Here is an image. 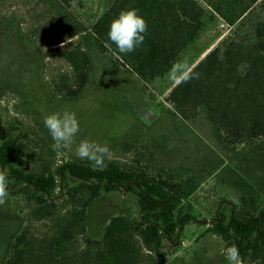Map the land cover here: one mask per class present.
Listing matches in <instances>:
<instances>
[{"label":"rangeland","instance_id":"obj_1","mask_svg":"<svg viewBox=\"0 0 264 264\" xmlns=\"http://www.w3.org/2000/svg\"><path fill=\"white\" fill-rule=\"evenodd\" d=\"M53 1L0 0V141L6 133L23 140L24 162L19 168L25 172L55 171L69 160L90 164L75 156V145L71 151H53L43 123L51 112L75 111L81 128L77 143L86 138L107 143L110 151L105 161H117L125 169L139 168L154 177L174 174L193 187L182 206L187 210L188 203L192 205L194 219L182 225L176 243L165 242V264H228V243L205 231L220 207L228 216L232 210L252 213L264 206V143L238 152L220 150L204 119L183 121L167 101L182 77L171 79L168 73L143 81L120 67L112 52L87 42L84 46L94 66L91 82L74 102L54 97L50 91L71 71L54 51L70 49L80 35L63 27ZM117 1L69 0L68 10L91 29ZM262 20L264 0L247 2L233 25L205 6L207 26L178 61H185L189 71L211 41L216 45L227 37L251 40L256 23ZM8 178L9 195L0 206V264L25 227L39 233L49 229L35 219L36 207L27 198V187ZM60 189L55 191L57 200L63 198ZM137 213L133 193L123 188L102 193L88 207L87 232L100 237L111 216Z\"/></svg>","mask_w":264,"mask_h":264},{"label":"trees","instance_id":"obj_2","mask_svg":"<svg viewBox=\"0 0 264 264\" xmlns=\"http://www.w3.org/2000/svg\"><path fill=\"white\" fill-rule=\"evenodd\" d=\"M249 1L256 3L118 0L89 29L68 10L69 0H62L64 5L54 0L63 27L80 39L70 49L54 51L71 71L60 77L50 94L66 102L82 97L94 71L86 42L112 52L120 67L143 81L162 78L207 26L205 6L233 25ZM130 8L139 10L148 31L143 45L125 55L107 33L113 18ZM188 72L192 78L185 81L182 77L166 98L181 120L204 119L220 150L238 152L264 143V20L256 23L251 40L224 38ZM24 149L21 138L4 134L0 169L27 187V198L36 207L35 219L49 229L41 233L28 227L21 230L4 264H165V242L176 243L182 225L194 219L192 205L188 203L187 210L182 206L193 187L174 174L154 177L139 168L125 169L117 161H105L102 170H94L91 164L76 160L60 164L55 171L25 172L19 168ZM57 188H61L62 200H57ZM122 188L135 196L137 216L113 215L100 237L90 236L89 205L102 193ZM221 209L205 233L217 234L229 246L238 247L245 264H264V206L252 213L232 210L228 216Z\"/></svg>","mask_w":264,"mask_h":264},{"label":"clouds","instance_id":"obj_3","mask_svg":"<svg viewBox=\"0 0 264 264\" xmlns=\"http://www.w3.org/2000/svg\"><path fill=\"white\" fill-rule=\"evenodd\" d=\"M148 31L145 18L136 8L121 10L110 23L107 33L108 39L116 46L121 54H130L142 46ZM169 77L176 79L183 77L185 81L192 76L188 72L185 61L176 62L169 70ZM52 140L53 151L66 149L71 151L75 145V156L80 160L89 161L94 170H102L104 161L110 151L107 143H100L91 139H81L77 143V136L81 131L80 121L75 111L64 109L49 113L43 119ZM9 178L6 169H0V206L6 203ZM228 264H245L240 250L235 245L226 249Z\"/></svg>","mask_w":264,"mask_h":264},{"label":"crops","instance_id":"obj_4","mask_svg":"<svg viewBox=\"0 0 264 264\" xmlns=\"http://www.w3.org/2000/svg\"><path fill=\"white\" fill-rule=\"evenodd\" d=\"M214 45H215V42L212 43V41L209 44H207L202 50L201 54L197 57L198 60L201 59L212 47H214Z\"/></svg>","mask_w":264,"mask_h":264},{"label":"built area","instance_id":"obj_5","mask_svg":"<svg viewBox=\"0 0 264 264\" xmlns=\"http://www.w3.org/2000/svg\"><path fill=\"white\" fill-rule=\"evenodd\" d=\"M221 26H224L225 24L223 23V22H221V24H220Z\"/></svg>","mask_w":264,"mask_h":264}]
</instances>
